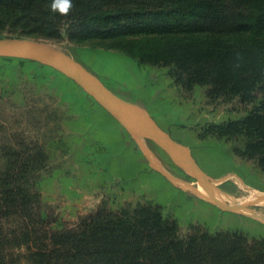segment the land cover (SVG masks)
I'll return each mask as SVG.
<instances>
[{"label": "trees", "instance_id": "1", "mask_svg": "<svg viewBox=\"0 0 264 264\" xmlns=\"http://www.w3.org/2000/svg\"><path fill=\"white\" fill-rule=\"evenodd\" d=\"M54 2L0 0V36L66 41L79 51L100 48L166 67L181 95L204 86L213 107L245 114L210 122L199 137L242 140L234 154L264 172V0H72L67 13L53 10ZM30 82L37 93L30 101L21 96V106L9 97L26 93ZM43 85L109 115L57 70L0 56V264H264V237L200 224L182 230L149 199L117 210L102 200L71 220L51 205L43 213L46 142L62 137L64 118L41 95Z\"/></svg>", "mask_w": 264, "mask_h": 264}, {"label": "rangeland", "instance_id": "2", "mask_svg": "<svg viewBox=\"0 0 264 264\" xmlns=\"http://www.w3.org/2000/svg\"><path fill=\"white\" fill-rule=\"evenodd\" d=\"M56 45L80 61L82 59L81 62L87 68L93 70L105 85L113 89V91L129 99L131 98V100L143 107L145 106L141 101H143L142 98L146 90V93L151 97L150 99L154 97L155 104L161 107L166 114L163 118H158L163 125L162 128L166 131H174L177 134L181 131L186 135L189 131L193 130L197 131L198 138L201 139L199 133L206 124L224 121L228 119L225 116L228 113H240L228 112L225 109L227 105L223 104L213 107L205 98L204 86L196 85L190 94L181 95L170 77H168L166 67L138 65L134 60L121 53L100 48L84 46L82 47L83 50L79 51L74 45L66 41L56 42ZM23 84L25 85V82ZM43 86V88L40 86L42 88L40 90L42 91L40 92L41 95L45 96V99L48 101L54 100V105L59 106L61 109L60 113L64 114L60 132L63 134L62 137L49 138L46 142V148L50 155V168L42 175L39 181V188L44 204V208L42 209L43 213L46 211V206L51 205L61 218L71 220L78 214H81L80 212L88 213L92 211L102 200H106L111 209L117 210L127 202L144 201L143 193L145 189L150 197L154 198L155 202L157 201L164 205L163 209L166 212L175 214L179 218L182 230L186 229L189 224L200 223L191 222V219L194 218L198 220L205 219L201 221L200 225L209 231L229 229L244 231L256 237H262L261 235H264V221L250 215L223 211L219 208L218 211L216 209L217 206L209 202V204L216 208L202 210L193 207L187 213V216L185 214L187 209L185 208L189 206L178 197V192L171 186L173 184L164 176L163 178L170 182L171 185L158 175L155 176V179L154 177H148L146 175L143 166L146 169L155 170L150 166L147 158L138 146L141 154V171L137 168L136 174L131 175L133 179H136L134 182L131 180H125L123 182L118 180L115 178V171L110 174H105V179L100 181L103 183L97 181L102 174L93 176V174L97 173V171H94L95 162L103 159L100 157H103L102 150L104 149H101L97 145V142L89 143V136L87 137L88 142L83 140L82 128H80L77 122H74L78 118V112L76 111L78 105L72 104L69 98L64 100L60 99L59 92L47 93L49 91H46L45 85ZM25 89L26 93L21 94L19 91H15L11 92L9 97L21 105L19 102L21 96L26 97L25 100L30 101L37 94L35 93L36 88L32 82ZM139 97H141V101ZM72 100L74 99L72 98ZM145 103L148 104L147 102ZM66 120H68L67 127L64 128ZM166 121L171 123H166ZM179 138L182 139L181 137ZM186 141L193 145L189 137H186ZM226 141L230 142L228 140ZM148 143L154 151V157L156 156L157 162L161 163L169 172L180 176L183 180L188 181L190 185L197 183L193 176L186 173L181 166L177 165L155 143L151 140H148ZM241 143H243L242 140L236 143L230 142L228 149L230 147L233 149L234 146L239 147L238 145ZM188 148L194 154L198 164L207 172L215 173L217 171H225L232 164L231 157L228 158L225 155L215 154V151L221 153V150H225V147L218 146L215 143L209 142L207 145L199 143L196 144L195 148L194 146L193 148ZM96 150L101 151L98 152ZM199 154L204 155V158H199ZM142 158L145 162H143ZM185 173L189 177L185 176ZM126 175L128 178L130 177V174ZM112 178L114 179L111 180ZM213 181L217 188L224 193L222 194L224 198L241 203H249L255 210L264 213V192L243 186L239 184L240 182L238 184L232 183V181L230 182L223 178H213ZM259 197H262L261 200H258ZM224 214L228 217H224ZM221 227H224V229H220ZM260 230L262 233H260ZM16 264H25V262L21 260Z\"/></svg>", "mask_w": 264, "mask_h": 264}, {"label": "water", "instance_id": "3", "mask_svg": "<svg viewBox=\"0 0 264 264\" xmlns=\"http://www.w3.org/2000/svg\"><path fill=\"white\" fill-rule=\"evenodd\" d=\"M0 56L36 61L62 73L73 80L83 92L100 104L125 129L147 158L150 166L174 186L190 192L223 211L246 214L264 221V213L255 210L249 203L224 198L222 196L224 193L214 184L213 178L195 161L188 146L174 139L145 107L113 91L93 70L58 47L56 42L22 36H0ZM148 140L155 143L186 173L193 176L197 183L190 185L188 181L169 172L157 162ZM261 198L259 197L258 200Z\"/></svg>", "mask_w": 264, "mask_h": 264}, {"label": "crops", "instance_id": "4", "mask_svg": "<svg viewBox=\"0 0 264 264\" xmlns=\"http://www.w3.org/2000/svg\"><path fill=\"white\" fill-rule=\"evenodd\" d=\"M146 92L147 91L145 90L144 95L141 94L144 96L142 98L143 101H141V97H139V100L147 108L151 116L155 118L157 123L161 127H163V125L161 124V121L158 118L160 117L163 118L164 116H166V114L161 107L155 104L156 101H154L155 100L154 97L153 99H150L151 98L149 97L150 95H148ZM145 102H147L148 104H146ZM89 106L91 108H85V109H81L78 106V108L76 109V111L78 112V115H77L78 118H76L74 122H77L78 125H80V128H82L81 130L83 133L84 141L88 142L87 137L89 136L90 137L89 143L97 142L98 143L97 145L101 149H104L102 150L103 157H100L101 159L102 158L103 159L95 162L96 165H95L94 171H97V173L93 174V176L94 175L98 176L102 174L100 179H97V181L100 182L103 179H105V174H110L115 171L114 175H115V178H117L118 180H121L122 182L125 180H131L134 182V180L136 179H133L131 175H134V173L136 174L137 172L136 170L138 169H140L139 171H141V162H140L141 154L138 150L137 144L130 138L129 134L123 129V127L119 123L115 122L113 118L107 115L105 111H103L101 108H98L96 106H92L91 104H89ZM244 114L245 112L228 113L225 116L228 118H238ZM67 121L68 120L65 121L64 128L67 127ZM166 123L170 124L171 122L166 121ZM168 132L171 133V135L173 134L175 136L174 137L172 135L173 138L182 142L183 144H185L186 146L190 148H193V146L195 148L196 144H199V143L207 145V143L209 142L215 143L218 146L225 147L224 151L221 150V153L215 151V154L222 155V156L225 155L228 158L231 157L232 164L230 168L225 171H217L215 173H210L206 171L207 174L215 179L223 178L224 180H229L230 182L232 181V183H236V184L240 182L239 184L243 186H246L249 188L251 187L254 190L264 192V172L261 171L257 166H255L251 161L242 159L236 154H234V151L233 149H231V147L228 149V144L230 142H227L224 138L206 136V138L204 139H199L197 135V131H193V130L189 131L188 134L186 135L183 134V132L181 131L179 132V134H177V132H174V131H168ZM178 136L181 137L182 139H180ZM186 137L190 138V140L193 142V145L189 144V142L186 141ZM238 146L242 147L243 143L239 144ZM96 151L100 152L101 150H96ZM199 156H200L199 158H204V155L199 154ZM142 160L143 162H145L143 158ZM143 170L146 172V175L148 177L151 176V177H154L155 179V176L158 175L161 179L166 180L165 178H163L161 174L157 173L156 171H153L148 168L146 169L144 168V166H143ZM126 174H130V177L128 178ZM113 179L114 178H112L111 180ZM105 182L107 181L105 180ZM100 183H103V182H100ZM168 183L169 185H171L170 182ZM171 186L173 187V189H175L178 192L177 193L178 197H180L181 200L185 201L186 204H188L189 207L185 208L187 209L185 212L187 216H188L187 213L190 212V210H192L193 207L197 209L200 208L202 210L203 209L209 210L211 208H214V209L216 208L215 206L209 204L207 201L200 199L194 196L193 194H190L178 187H175L174 185H171ZM143 197L145 199L151 200L155 204H159L162 207L161 209L164 208V205L158 203L157 201L155 202L154 198L150 197V195L145 191V189H144ZM216 209L219 211L218 208ZM163 212L171 217L176 218L180 224L179 218L175 214L166 212L165 209H163ZM80 213L82 214L84 212H80ZM224 217H228V216L225 215ZM203 220L192 218L191 222L201 223V221ZM220 229H224V227H221ZM260 233H262V231ZM261 236L264 237L263 234Z\"/></svg>", "mask_w": 264, "mask_h": 264}, {"label": "clouds", "instance_id": "5", "mask_svg": "<svg viewBox=\"0 0 264 264\" xmlns=\"http://www.w3.org/2000/svg\"><path fill=\"white\" fill-rule=\"evenodd\" d=\"M72 6V0H55L52 4L53 10H58L61 13H67Z\"/></svg>", "mask_w": 264, "mask_h": 264}, {"label": "bare ground", "instance_id": "6", "mask_svg": "<svg viewBox=\"0 0 264 264\" xmlns=\"http://www.w3.org/2000/svg\"><path fill=\"white\" fill-rule=\"evenodd\" d=\"M130 96V95H129ZM132 97H133V95H132ZM131 99V98H130ZM178 165V164H177ZM199 190H201L202 191V189L201 188H199Z\"/></svg>", "mask_w": 264, "mask_h": 264}]
</instances>
